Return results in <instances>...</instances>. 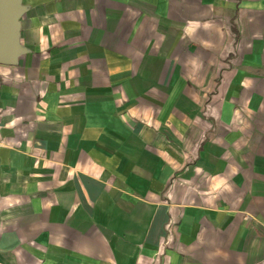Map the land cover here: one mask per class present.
<instances>
[{
	"label": "crops",
	"instance_id": "0c3cea01",
	"mask_svg": "<svg viewBox=\"0 0 264 264\" xmlns=\"http://www.w3.org/2000/svg\"><path fill=\"white\" fill-rule=\"evenodd\" d=\"M21 2L0 264H264V0Z\"/></svg>",
	"mask_w": 264,
	"mask_h": 264
},
{
	"label": "water",
	"instance_id": "95a60500",
	"mask_svg": "<svg viewBox=\"0 0 264 264\" xmlns=\"http://www.w3.org/2000/svg\"><path fill=\"white\" fill-rule=\"evenodd\" d=\"M25 11L21 0H0V65H16L27 51L19 41V19Z\"/></svg>",
	"mask_w": 264,
	"mask_h": 264
}]
</instances>
